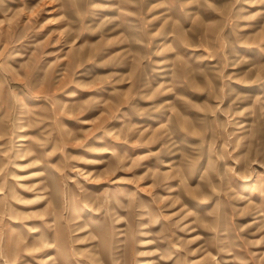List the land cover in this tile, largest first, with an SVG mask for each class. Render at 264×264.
Returning a JSON list of instances; mask_svg holds the SVG:
<instances>
[{"label": "rangeland", "instance_id": "obj_1", "mask_svg": "<svg viewBox=\"0 0 264 264\" xmlns=\"http://www.w3.org/2000/svg\"><path fill=\"white\" fill-rule=\"evenodd\" d=\"M139 263L264 264V0H0V264Z\"/></svg>", "mask_w": 264, "mask_h": 264}, {"label": "bare ground", "instance_id": "obj_2", "mask_svg": "<svg viewBox=\"0 0 264 264\" xmlns=\"http://www.w3.org/2000/svg\"><path fill=\"white\" fill-rule=\"evenodd\" d=\"M47 244H49V243H47ZM47 244H46V245H47ZM51 244H52V243H51ZM73 247H74V246H73ZM47 250H48V249H47ZM47 250H46V251H47ZM95 253H96V252H93V254H95ZM96 260H97V259H96ZM139 264H143V263H139Z\"/></svg>", "mask_w": 264, "mask_h": 264}]
</instances>
